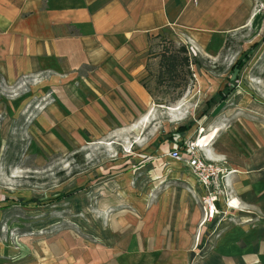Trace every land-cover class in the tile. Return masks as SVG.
I'll return each instance as SVG.
<instances>
[{
  "label": "rangeland",
  "instance_id": "374dc122",
  "mask_svg": "<svg viewBox=\"0 0 264 264\" xmlns=\"http://www.w3.org/2000/svg\"><path fill=\"white\" fill-rule=\"evenodd\" d=\"M263 22L264 16L253 32L233 33L210 59L182 42L194 50L191 58L185 53L194 64L162 83L160 51L182 43L152 39L141 74L146 102L123 80L88 68L39 72L8 85L0 79V264H80L86 247L108 246L133 226L141 242H179L183 252L176 249L179 258L169 264L209 256L222 228L206 227L199 185L170 153L191 140L226 174L257 177L264 168ZM218 92L223 102L212 99ZM226 191L218 201L231 202L226 209L236 215L216 207V227L250 223V209L233 205ZM249 230L244 238L254 235Z\"/></svg>",
  "mask_w": 264,
  "mask_h": 264
},
{
  "label": "crops",
  "instance_id": "0c3cea01",
  "mask_svg": "<svg viewBox=\"0 0 264 264\" xmlns=\"http://www.w3.org/2000/svg\"><path fill=\"white\" fill-rule=\"evenodd\" d=\"M262 3L264 0H0V79L8 85L39 72L66 75L88 68L107 79L123 80V88L137 89L146 102L151 97L141 74H146L152 56V39L163 37L177 44L188 41L200 56L214 58L233 33L256 29L264 16V11H256ZM260 40L264 39L260 36ZM227 172L232 203L250 209L251 221L245 226L221 221L216 227V215L206 227L212 231L220 227L223 235L210 255L197 264H264V168L257 177ZM198 187L203 197L205 193ZM216 207L236 215L221 200ZM136 228L116 232L108 246L86 247L80 264H169L179 258L176 249L183 252L179 242L172 248L163 242L139 241ZM247 230L254 235L244 238ZM242 249L253 250L244 256ZM238 253L243 258L234 260ZM172 264L183 263L178 259Z\"/></svg>",
  "mask_w": 264,
  "mask_h": 264
},
{
  "label": "built area",
  "instance_id": "2783aa9c",
  "mask_svg": "<svg viewBox=\"0 0 264 264\" xmlns=\"http://www.w3.org/2000/svg\"><path fill=\"white\" fill-rule=\"evenodd\" d=\"M187 51L192 56L195 55L192 48H187ZM170 158L183 163L202 187L205 193L202 197L205 219L208 223L211 222L218 214L216 209L218 199L222 197L228 198L226 191L228 186L226 182L227 174L225 170L214 162L200 156L197 145L191 140H185L180 145L177 144L171 150ZM230 203L226 201V206L230 207Z\"/></svg>",
  "mask_w": 264,
  "mask_h": 264
},
{
  "label": "trees",
  "instance_id": "16d2710c",
  "mask_svg": "<svg viewBox=\"0 0 264 264\" xmlns=\"http://www.w3.org/2000/svg\"><path fill=\"white\" fill-rule=\"evenodd\" d=\"M169 43L172 45L174 42L169 41ZM182 45V44H181ZM256 47V44H254L251 49H254ZM188 51L184 45L180 46L177 50L171 51L168 49L162 48L159 54V64H158V75H157V81L159 83H162V81L167 80L169 78L177 77L179 72H181L185 67H190L194 62L192 63V60H188V58L185 56V53ZM188 56L191 58L188 54ZM248 56H244V60H237V62L232 66V70L238 71L241 69L247 60ZM194 59V58H192ZM246 59V60H245ZM144 86V84H143ZM176 88H179L177 86ZM212 99H217L219 102H223L225 100V97H222L221 94L218 92L215 94ZM186 129H179L177 132H183Z\"/></svg>",
  "mask_w": 264,
  "mask_h": 264
}]
</instances>
